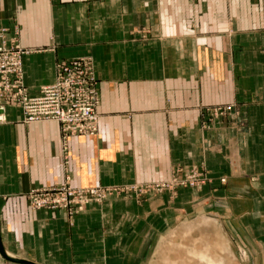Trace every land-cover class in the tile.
<instances>
[{
	"label": "crops",
	"instance_id": "obj_1",
	"mask_svg": "<svg viewBox=\"0 0 264 264\" xmlns=\"http://www.w3.org/2000/svg\"><path fill=\"white\" fill-rule=\"evenodd\" d=\"M0 28L29 51L31 95L55 82L59 61L90 57L100 97L95 135L66 137L58 122L25 123L8 107L0 221L9 253L38 264H173L160 242L213 214L249 264H264V0H0ZM201 165L213 178L201 193L112 190L73 217L29 199L66 184L151 187ZM0 264L16 263L0 254Z\"/></svg>",
	"mask_w": 264,
	"mask_h": 264
},
{
	"label": "built area",
	"instance_id": "obj_2",
	"mask_svg": "<svg viewBox=\"0 0 264 264\" xmlns=\"http://www.w3.org/2000/svg\"><path fill=\"white\" fill-rule=\"evenodd\" d=\"M7 34V29H0V123L7 121L8 107H19L25 123L58 122L66 137L97 134L100 99L92 58L59 61L55 82L31 95L23 81V57L29 51L9 42ZM130 189L113 190L124 193ZM108 193L112 190L76 189L66 184L33 189L29 199L33 209L63 210L73 217Z\"/></svg>",
	"mask_w": 264,
	"mask_h": 264
},
{
	"label": "water",
	"instance_id": "obj_3",
	"mask_svg": "<svg viewBox=\"0 0 264 264\" xmlns=\"http://www.w3.org/2000/svg\"><path fill=\"white\" fill-rule=\"evenodd\" d=\"M169 248L175 256L173 264H249L245 249L229 233L223 221L213 214L184 222L167 235L159 245L160 253ZM0 254L16 264H38L17 257L5 248L0 221Z\"/></svg>",
	"mask_w": 264,
	"mask_h": 264
},
{
	"label": "rangeland",
	"instance_id": "obj_4",
	"mask_svg": "<svg viewBox=\"0 0 264 264\" xmlns=\"http://www.w3.org/2000/svg\"><path fill=\"white\" fill-rule=\"evenodd\" d=\"M0 29H2V28H0ZM14 44H17V43H14ZM17 45H19V44H17ZM99 99H100V97H99ZM212 180H213V178L208 173L206 167H204L202 165L201 166H194V167L177 166V167H175V169L173 171V175L169 181L159 182L156 185L151 186V187H149V186L138 187V188H134V189L126 188V189H130V190H126L127 192H124V193H127V194L134 193L136 195H139V197H144L145 195H149V194H153V195L158 194V196L159 195L161 196L165 193H169L171 196L175 197L176 195L179 194V191L182 188H190V189L194 190L195 193H201V191L205 188V186L210 184L212 182ZM221 181L225 182L226 181L225 177L221 178ZM111 190H113V189H111ZM113 193H116V192H113ZM111 194L112 193H108L106 197H109ZM105 199L106 198L98 200V201H94V202H100V201H103ZM206 199H204V200H206ZM198 202L196 201L195 206H197V204H200ZM212 202H213L212 199H209L207 201L208 204L212 203Z\"/></svg>",
	"mask_w": 264,
	"mask_h": 264
}]
</instances>
